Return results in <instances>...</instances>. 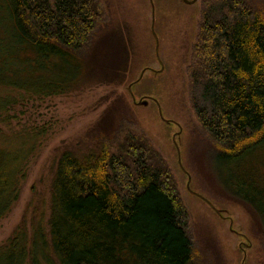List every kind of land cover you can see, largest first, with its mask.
Masks as SVG:
<instances>
[{
    "label": "trees",
    "instance_id": "1",
    "mask_svg": "<svg viewBox=\"0 0 264 264\" xmlns=\"http://www.w3.org/2000/svg\"><path fill=\"white\" fill-rule=\"evenodd\" d=\"M0 2V124L10 130V109L73 90L83 67L99 70L107 51L95 42L97 0ZM22 46L23 70L6 78L5 67L17 65L11 51ZM118 47L113 66L101 68L117 80L127 60ZM186 74L218 184L257 216L264 233V187L249 165L264 146V19L244 0L204 1ZM120 125L101 119L94 145L58 155L46 212L14 228L0 245V264H193L187 214L167 165L143 136ZM43 135L39 128L0 131V219L16 203Z\"/></svg>",
    "mask_w": 264,
    "mask_h": 264
},
{
    "label": "rangeland",
    "instance_id": "2",
    "mask_svg": "<svg viewBox=\"0 0 264 264\" xmlns=\"http://www.w3.org/2000/svg\"><path fill=\"white\" fill-rule=\"evenodd\" d=\"M204 1L97 0L101 20L95 42L107 51L105 62L100 58L95 63L101 74L84 66L79 76L84 80L73 90L16 105L8 112L13 116L10 130L0 124L3 134L21 127L44 133L29 158L16 203L0 219V245L19 223L28 226L46 212L58 155L64 150L80 154L94 145L96 127L105 119L143 136L167 165L187 214L185 231L193 264H264L261 222L219 186L212 167V143L190 104L186 68ZM244 2L264 19V0ZM2 26L0 22V39ZM122 44L127 60L117 80L101 68L113 66L111 56ZM26 48L11 51L17 65L5 67L6 78L14 76L11 72L21 73ZM249 165L252 177L264 187V146Z\"/></svg>",
    "mask_w": 264,
    "mask_h": 264
},
{
    "label": "water",
    "instance_id": "3",
    "mask_svg": "<svg viewBox=\"0 0 264 264\" xmlns=\"http://www.w3.org/2000/svg\"><path fill=\"white\" fill-rule=\"evenodd\" d=\"M183 2V1H182ZM185 2V1H184Z\"/></svg>",
    "mask_w": 264,
    "mask_h": 264
}]
</instances>
